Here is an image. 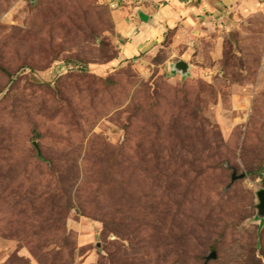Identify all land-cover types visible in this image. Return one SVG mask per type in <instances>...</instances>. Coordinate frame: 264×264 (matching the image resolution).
<instances>
[{
    "label": "rangeland",
    "instance_id": "374dc122",
    "mask_svg": "<svg viewBox=\"0 0 264 264\" xmlns=\"http://www.w3.org/2000/svg\"><path fill=\"white\" fill-rule=\"evenodd\" d=\"M244 9L184 77L112 63L108 0H0V264H264V0Z\"/></svg>",
    "mask_w": 264,
    "mask_h": 264
},
{
    "label": "crops",
    "instance_id": "0c3cea01",
    "mask_svg": "<svg viewBox=\"0 0 264 264\" xmlns=\"http://www.w3.org/2000/svg\"><path fill=\"white\" fill-rule=\"evenodd\" d=\"M249 2L254 0H144L138 7L128 3L114 15L120 53L112 63L175 75L174 64L185 61L189 75L198 73L200 49L208 41L217 42L213 33L222 32L221 23L249 13L244 11Z\"/></svg>",
    "mask_w": 264,
    "mask_h": 264
},
{
    "label": "water",
    "instance_id": "95a60500",
    "mask_svg": "<svg viewBox=\"0 0 264 264\" xmlns=\"http://www.w3.org/2000/svg\"><path fill=\"white\" fill-rule=\"evenodd\" d=\"M173 73L176 74H181L182 76H188L189 75V64L186 63L185 61H178L174 64L173 68ZM246 177L245 174H241L239 176L236 175V172L233 173L232 176V182L240 179H244ZM258 199H259V204L257 205L258 209V214L260 219H264V189L259 191L258 193ZM217 258L216 252H212L208 257L207 261L209 260H215Z\"/></svg>",
    "mask_w": 264,
    "mask_h": 264
},
{
    "label": "built area",
    "instance_id": "2783aa9c",
    "mask_svg": "<svg viewBox=\"0 0 264 264\" xmlns=\"http://www.w3.org/2000/svg\"><path fill=\"white\" fill-rule=\"evenodd\" d=\"M108 3H109V5L111 6V8L113 10H117L118 8H120V4L119 3H115V2H113L111 0H108Z\"/></svg>",
    "mask_w": 264,
    "mask_h": 264
},
{
    "label": "clouds",
    "instance_id": "9594fccd",
    "mask_svg": "<svg viewBox=\"0 0 264 264\" xmlns=\"http://www.w3.org/2000/svg\"><path fill=\"white\" fill-rule=\"evenodd\" d=\"M249 186H251V185H249Z\"/></svg>",
    "mask_w": 264,
    "mask_h": 264
}]
</instances>
